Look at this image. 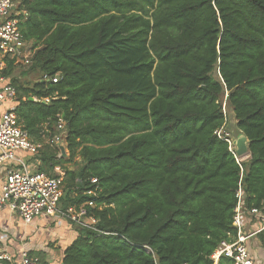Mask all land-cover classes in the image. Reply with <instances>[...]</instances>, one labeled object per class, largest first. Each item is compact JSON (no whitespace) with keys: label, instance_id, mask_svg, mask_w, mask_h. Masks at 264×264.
Here are the masks:
<instances>
[{"label":"trees","instance_id":"16d2710c","mask_svg":"<svg viewBox=\"0 0 264 264\" xmlns=\"http://www.w3.org/2000/svg\"><path fill=\"white\" fill-rule=\"evenodd\" d=\"M22 7L20 27L34 49L25 68L59 81L11 78L15 112L41 146L40 172L70 164L64 185L76 196L64 207L95 205L96 230L83 227L62 264H216L218 247L237 235L241 179L245 206L264 202V0ZM20 67L11 61L4 74ZM226 94L250 142L244 162L216 134L226 125ZM59 119L68 158L46 143ZM258 238L264 248V230Z\"/></svg>","mask_w":264,"mask_h":264},{"label":"built area","instance_id":"2783aa9c","mask_svg":"<svg viewBox=\"0 0 264 264\" xmlns=\"http://www.w3.org/2000/svg\"><path fill=\"white\" fill-rule=\"evenodd\" d=\"M27 15L22 7V0H0V106L9 105L0 115V165H13L7 169L0 193V211L9 209L18 215L25 225L32 224L38 218L55 220L61 224L70 219L79 226L93 230L97 220L89 214L88 208H93V202L81 205L77 210L61 209L65 171L55 167L54 173L49 174L35 169L29 159L40 153V145L34 144L28 133L21 126L15 112L17 89L4 73L8 64L14 61L16 65L29 67L34 56L32 45L27 42L22 33L20 23ZM40 81L58 83L59 77L50 78L44 75ZM35 102L50 103V98H33ZM218 138L229 144V150L241 162L237 155V147L228 137H223L221 129L216 132ZM68 136L64 120L59 119L55 125V133L46 143L58 148ZM93 182H96L94 180ZM89 195H96L89 192ZM245 192L242 179L237 191V206L233 218V226L237 235L233 241L222 242L212 258L217 264L221 257L232 260L233 264H254L250 255L248 240L264 229V202L260 207L245 206ZM246 218H253L262 223V229L248 234L245 232ZM252 220V219H250ZM9 232L0 227V264L13 263L12 255L4 248V242L9 239ZM19 264H50L41 258L31 255L27 250L20 254Z\"/></svg>","mask_w":264,"mask_h":264},{"label":"crops","instance_id":"0c3cea01","mask_svg":"<svg viewBox=\"0 0 264 264\" xmlns=\"http://www.w3.org/2000/svg\"><path fill=\"white\" fill-rule=\"evenodd\" d=\"M12 77L13 75L9 77L10 81L12 80ZM8 106L9 105L0 106V115L8 108ZM17 106L18 102L15 104V109ZM58 149L60 150L58 158L69 157L67 142L64 144V153L60 147H58ZM247 158H250V153L247 154ZM29 162L39 171L41 165L40 153L38 156L30 158ZM10 167H13V165H0V193L7 169ZM55 167H61L65 171L64 167H67V165L64 164V167L61 165L54 166L52 174L54 173ZM63 204L64 202L62 199L61 205ZM70 208L78 209V207L74 206L67 209ZM67 209L63 205L62 210L66 211ZM252 222L254 223L252 224ZM74 225L78 226L77 223L70 219H65L61 224H57L55 220L46 218H38L32 224L25 225L21 218L18 215L12 214L9 209L0 211V227L3 230L8 231L10 235V238L4 242L1 248L6 249L13 257V263L7 264H19L20 254L24 250L33 253V256L39 257L50 264H62L66 248L70 246L79 235V230L76 227L74 228ZM262 226L263 224H260L255 219L250 220L249 218H246L245 232L248 234L254 233L257 230L262 229ZM263 230L264 229L261 231ZM258 233L250 237L247 243L254 264H264V248L258 238ZM52 243H56L53 248L51 246Z\"/></svg>","mask_w":264,"mask_h":264},{"label":"rangeland","instance_id":"374dc122","mask_svg":"<svg viewBox=\"0 0 264 264\" xmlns=\"http://www.w3.org/2000/svg\"><path fill=\"white\" fill-rule=\"evenodd\" d=\"M14 77H16L17 79L21 80L23 83H26L27 85H30V86H32L33 83L36 82L37 80L39 81L43 78V76L41 74L32 73L25 67H20L13 74L12 78H14ZM221 103H222L224 114L226 116V125L221 129V133H222L223 137H228L230 139V141L233 143L237 140V138H239L242 135V133L239 131V129L237 127V122L235 120L233 110L227 101V94L222 96ZM245 158L248 159L247 155L244 157H241V162L247 161ZM66 165H67V167L70 166L69 164H66ZM44 169L49 170L48 167H44ZM63 195H64L63 196V202H65V199L68 196L71 199L76 196L75 193L70 192V191L68 192V189L66 188L65 185L63 188ZM63 205L60 206L61 209L63 208ZM249 219H253V218H249ZM253 223L254 222H252V224ZM75 227L78 228L79 232L82 229V227L79 225L78 226L74 225V228ZM55 244L56 243H52V245H51L52 248L55 247Z\"/></svg>","mask_w":264,"mask_h":264},{"label":"water","instance_id":"95a60500","mask_svg":"<svg viewBox=\"0 0 264 264\" xmlns=\"http://www.w3.org/2000/svg\"><path fill=\"white\" fill-rule=\"evenodd\" d=\"M64 144L65 141H63L59 147L62 149L63 153L65 152L64 150ZM235 146L237 147V155L238 157H244L246 156L248 153H250V142L248 140V138L242 134L235 142H234Z\"/></svg>","mask_w":264,"mask_h":264}]
</instances>
